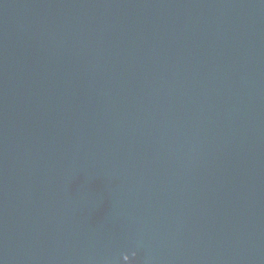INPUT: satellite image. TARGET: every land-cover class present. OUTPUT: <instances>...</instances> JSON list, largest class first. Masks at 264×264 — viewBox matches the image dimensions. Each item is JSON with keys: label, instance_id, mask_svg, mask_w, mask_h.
Instances as JSON below:
<instances>
[{"label": "water", "instance_id": "water-1", "mask_svg": "<svg viewBox=\"0 0 264 264\" xmlns=\"http://www.w3.org/2000/svg\"><path fill=\"white\" fill-rule=\"evenodd\" d=\"M0 264H264V0H0Z\"/></svg>", "mask_w": 264, "mask_h": 264}]
</instances>
